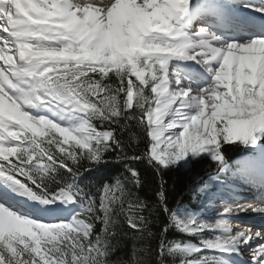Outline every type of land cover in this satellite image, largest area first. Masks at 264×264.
Listing matches in <instances>:
<instances>
[{
  "label": "snow or ice",
  "instance_id": "1",
  "mask_svg": "<svg viewBox=\"0 0 264 264\" xmlns=\"http://www.w3.org/2000/svg\"><path fill=\"white\" fill-rule=\"evenodd\" d=\"M234 6L235 0H0V264H112L114 229L122 221L151 237L144 213L157 210L168 218L159 264L166 256L179 264H248L246 252L252 264H264V228L234 230L230 223L234 213H264V204L221 202L214 221L181 218L163 183L154 206L126 186L142 187L136 161L161 176L207 153L214 171L190 191L198 204L219 199L214 185L231 171L230 145L253 154L243 167L264 180V2H244L260 14L255 28L241 21L214 30L209 21L232 19ZM241 33L249 34L228 38ZM53 104L55 118L30 111ZM133 126L148 139L142 152L129 155L132 145L122 137L128 132L135 140ZM113 152L127 174L92 185L95 193L81 187L80 177L106 165ZM18 197L79 211L69 219L54 207L41 214ZM173 226L200 244L167 240Z\"/></svg>",
  "mask_w": 264,
  "mask_h": 264
},
{
  "label": "trees",
  "instance_id": "2",
  "mask_svg": "<svg viewBox=\"0 0 264 264\" xmlns=\"http://www.w3.org/2000/svg\"><path fill=\"white\" fill-rule=\"evenodd\" d=\"M94 123L99 130V122L94 121ZM131 133L135 134V140L130 141L128 132L122 137L126 143L130 142L132 145V147H128L125 150L129 155H132L133 149H136V153L139 154L144 150L142 141L148 138L140 128L135 126L132 127ZM226 148V154L230 163L246 153V149L243 148V146L230 145L226 146ZM116 157L117 153L113 152L112 155L106 156L108 161L106 165H101L91 169L90 172H85L79 179L81 187L88 185L89 191L95 193V187L92 185L110 182L114 183L117 177L122 179L123 176L127 174L125 164L123 161L117 160ZM134 166L140 173L142 187L135 188L133 186H126L130 187L131 190L135 192L141 200L146 201L149 206H154L158 199L156 193L163 183L170 209L174 210L179 217H183L186 213H190V208L193 207L190 188L195 182L200 180L201 177H206L208 172L214 171L215 162H212L209 157L196 158L192 161V165L189 169L173 167L163 171L161 176L155 173V170L147 164L146 160L142 162L136 161ZM17 178L23 180V177ZM144 214L148 216L151 221L148 224V228L154 235L149 237L145 233L144 238H141L138 233H135L134 230H130L128 225L121 221L122 227L114 229L119 235L110 241L113 251L109 259L112 261V264H131L134 259L143 260L144 264H159V233L168 222V218L163 214L162 210H157L151 215L147 212ZM101 228L102 225L98 224L97 232H99ZM165 236L169 241L180 240L197 245L200 244L199 237L183 234L174 226L168 229ZM205 238H211V234L208 233ZM164 260L165 264H179V258L174 259L171 256H166Z\"/></svg>",
  "mask_w": 264,
  "mask_h": 264
},
{
  "label": "bare ground",
  "instance_id": "3",
  "mask_svg": "<svg viewBox=\"0 0 264 264\" xmlns=\"http://www.w3.org/2000/svg\"><path fill=\"white\" fill-rule=\"evenodd\" d=\"M88 2H92V0H85L82 3H88ZM105 2H106V0H105ZM234 10L235 11L243 12V11H247V8H245L244 6L239 8L235 4ZM199 17H200V13L197 12L196 13V18L198 19ZM238 25H239V23L238 24H235L234 26H238ZM232 26H233L232 24L226 23V24L219 25L215 29H221L222 31H229V29ZM248 34L249 33H241L238 36L237 35H234V36L231 35L228 38L229 39H230V37H234V38H241V37H243V38H246ZM185 67H187V66H185ZM187 68H188L187 70H182V71H184L185 74L191 75L193 69L192 68H189V67H187ZM30 111L34 112L33 109H31ZM50 112L51 113L49 114V117L50 118H55V117L52 116L53 111H50ZM67 122L68 121H65V123H67ZM252 155L253 154L251 152L248 154V156L250 158H252ZM190 157L191 156H189L188 158H190ZM259 179H260V177H258V176H250L248 180L255 182V181H259ZM225 181H226V184H224L221 188H217L216 189V195L219 197V199H218L219 202L217 204L211 205L209 207V211L211 213L212 212L215 213V205H219L222 201H224V199L226 197H228L231 194H233V196L229 200V202H230L229 204H233V203H241V204L242 203H249L250 201H247V200L245 201V199H238V198L239 197L251 196L250 195V192H252V194H254L253 195V198H255L256 197L255 195H257V192H255V189H253L251 185H249L248 183H244V182H242L240 180V176L232 177L231 179H226ZM249 183H251V182H249ZM260 189L261 188H257L258 191ZM23 198H25V197H23ZM253 198H252V200H254ZM26 199H25V201H26ZM31 202H30V204H32L31 207L36 208L37 211H38V209L42 210V213H44V210H46L47 208H51V207H44V205H41L38 202H34V201H31ZM250 203H255V202L254 201H251ZM55 208L59 209V211L62 212L60 208L63 209L65 207L63 205H61V206L55 207ZM260 221H263V222H260ZM230 223H231V225H232V227H233L234 230L235 229H238V228H239V230H246L248 228H251L252 231H256L258 228H264V213H258V214L255 213V212L234 213L233 216L231 217ZM253 247H256V246L253 245ZM237 259H239V258H237ZM244 259L250 261V262H248V264H252L251 258H250V252H246L245 253Z\"/></svg>",
  "mask_w": 264,
  "mask_h": 264
},
{
  "label": "rangeland",
  "instance_id": "4",
  "mask_svg": "<svg viewBox=\"0 0 264 264\" xmlns=\"http://www.w3.org/2000/svg\"><path fill=\"white\" fill-rule=\"evenodd\" d=\"M49 109H51V111H55L56 110V106L53 104V105H47V106H41V107H39V108H36L35 110L36 111H34L33 112V114H35V115H38V116H40V115H42V116H47V114H46V112H49ZM37 113V114H36ZM39 113V114H38ZM48 117V116H47ZM247 152H249L250 153V151L247 149ZM207 156H210V155H208L207 153H205V154H203V155H201V156H197V157H190V158H188V160H190V161H192V160H194L195 158H199V157H207ZM251 158L249 157V156H246L245 158H243V159H241V160H239V162H240V164L241 165H245L246 164V162L248 161V160H250ZM181 163H184V162H181ZM177 168H180V167H177ZM185 169H187V168H185ZM239 174V172H237V173H233L232 174V176H231V178L234 176V175H238ZM225 175V174H224ZM230 178V179H231ZM241 178V177H240ZM242 178H244V176L242 177ZM243 180H245V178L243 179ZM258 195V194H257ZM257 195H255L256 197H257ZM231 197L232 196H228V197H226L225 199H224V201H222V202H224V203H230L229 202V200L231 199ZM18 199H20V200H25L26 198H21V197H18ZM192 200V202H193V204H194V208H195V210H196V212L195 213H186L183 217H181V218H187L189 215H199L201 218H203V219H205V220H208V221H214L215 219V214L212 212H210L209 211V205H214V204H217L218 202H217V199H207V200H204V201H202L200 204H198L197 203V201L196 200H193V198L191 199ZM243 201V200H242ZM251 201H255L256 203H260L259 201H257V198H254V200H252V199H250V202ZM59 206H61L60 204H58ZM55 205H53V207H54ZM59 206H57V207H59ZM68 206V205H67ZM48 207H52V206H48ZM69 207H71V209H73V211L74 212H76V211H79V209L76 207V206H69ZM62 211H63V214H65V215H67L69 218L72 216L70 213H66L67 211H68V209L67 208H64V209H62ZM65 212V213H64ZM258 214V213H257ZM237 215V214H236ZM261 216V215H260ZM64 217V216H63ZM68 218V219H69ZM239 229V228H238ZM211 234V233H210ZM212 235V234H211ZM255 245V244H254ZM256 246V245H255ZM249 256V255H248ZM251 258V257H250ZM247 262H250V261H248L247 260Z\"/></svg>",
  "mask_w": 264,
  "mask_h": 264
}]
</instances>
